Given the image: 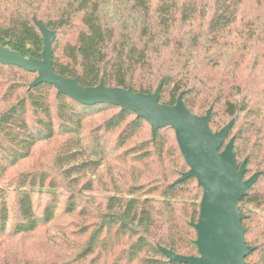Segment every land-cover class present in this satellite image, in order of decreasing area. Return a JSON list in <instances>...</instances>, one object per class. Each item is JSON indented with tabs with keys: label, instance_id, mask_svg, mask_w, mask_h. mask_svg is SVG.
<instances>
[{
	"label": "trees",
	"instance_id": "16d2710c",
	"mask_svg": "<svg viewBox=\"0 0 264 264\" xmlns=\"http://www.w3.org/2000/svg\"><path fill=\"white\" fill-rule=\"evenodd\" d=\"M37 22L56 33L58 75L136 93L163 82L162 104L183 94L193 115L212 109L215 132L234 120L226 143L235 137L246 180L260 173L239 203L255 249L246 261L264 264V0H0V46L41 59ZM37 76L0 64V260L9 256L5 241L56 222L62 205L64 214L93 219L81 227L85 240L65 262L52 254L25 264H179L160 247L197 256L190 223L203 189L195 178L175 184L189 166L174 130L153 138L144 119L118 106H83L48 84L31 88ZM142 135L149 138L130 146ZM61 139L50 170L16 172ZM60 189H69L67 200ZM83 191L110 195L83 200Z\"/></svg>",
	"mask_w": 264,
	"mask_h": 264
},
{
	"label": "water",
	"instance_id": "95a60500",
	"mask_svg": "<svg viewBox=\"0 0 264 264\" xmlns=\"http://www.w3.org/2000/svg\"><path fill=\"white\" fill-rule=\"evenodd\" d=\"M36 25L44 39L41 59L25 58L18 52L0 46V64L37 73L31 88L48 84L83 106H118L122 111L144 119L152 128L153 138L160 129L171 127L174 130L181 154L189 166V171L183 173L175 184L195 178L203 189V195L198 222L190 223L197 234L195 244L198 255L182 256L160 247L169 262L249 264L246 259L255 249L246 244V229L242 224L246 216L239 210V203L248 195L260 173L246 180L247 161L239 166L235 137L226 143L234 120L215 132L210 126L212 109L205 116L193 115L184 103L183 94L173 106L162 104L163 82L154 92L136 93L131 89L107 87L103 81L98 86L86 87L75 78L58 75L52 67L56 33L41 22Z\"/></svg>",
	"mask_w": 264,
	"mask_h": 264
},
{
	"label": "rangeland",
	"instance_id": "374dc122",
	"mask_svg": "<svg viewBox=\"0 0 264 264\" xmlns=\"http://www.w3.org/2000/svg\"><path fill=\"white\" fill-rule=\"evenodd\" d=\"M248 14L251 13L250 9ZM112 113V111L110 112ZM148 135H142L137 140L133 141L130 146L140 144L143 140L148 139ZM63 141L57 140L51 143H44L40 146L36 154L23 165H21L16 172H28L31 170L48 169V166L52 164V158L56 155L59 149V144ZM15 173V172H14ZM59 176V175H58ZM171 179H176V175L172 176ZM60 180V177H58ZM85 179L81 181V184ZM68 183V182H67ZM76 185L74 190L78 191L81 187ZM62 188V187H60ZM69 190V189H68ZM67 189H60L58 192L61 194L62 201L67 200V196L70 191ZM83 200L90 198H97L101 200L102 197L110 195L104 191H83ZM64 205L59 208V213L56 222L50 223L42 228L37 233L18 237L15 240H7L2 246V250H7L8 255L0 260V264H25L31 259H41L44 256H57L56 262H65L63 259L67 258L69 252L72 251L76 244L78 245L85 240L86 236L81 234V227L90 224L93 219L86 220L78 215L71 214L67 215L63 212ZM41 213V210L38 211ZM38 261V260H36Z\"/></svg>",
	"mask_w": 264,
	"mask_h": 264
}]
</instances>
